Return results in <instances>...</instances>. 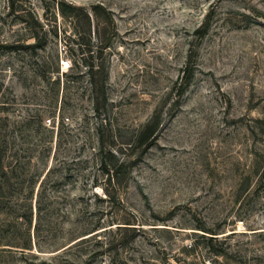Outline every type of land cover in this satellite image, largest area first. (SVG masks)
I'll use <instances>...</instances> for the list:
<instances>
[{
  "label": "rangeland",
  "instance_id": "374dc122",
  "mask_svg": "<svg viewBox=\"0 0 264 264\" xmlns=\"http://www.w3.org/2000/svg\"><path fill=\"white\" fill-rule=\"evenodd\" d=\"M199 228L264 264V0H0V264H202Z\"/></svg>",
  "mask_w": 264,
  "mask_h": 264
},
{
  "label": "trees",
  "instance_id": "16d2710c",
  "mask_svg": "<svg viewBox=\"0 0 264 264\" xmlns=\"http://www.w3.org/2000/svg\"><path fill=\"white\" fill-rule=\"evenodd\" d=\"M24 14H27L30 18H32V14L30 12V10H23ZM18 16V14H17ZM18 19L20 21H25L24 18L19 17ZM26 23V22H23ZM27 29L29 30V32H31V30L29 29V27H27ZM30 37L32 39H38L36 36L34 35H30ZM38 41V40H37ZM39 41L38 42H34L33 44H27V45H16V44H10V45H1V48L4 50H8V51H14L18 48H20L21 50H25V51H32L35 50L39 47ZM92 77V100L95 103L96 106H98V102L100 99H102L104 97V90H103V86L101 85V80H103V78L100 76L99 72H91ZM100 168L102 170L103 173H105L106 175H109L110 172L114 173H118V168L116 169L115 166L113 167V169L107 168L106 163L103 160H100ZM96 229L93 228L92 230H90V232H86V234L82 235H88L90 233H92L93 231H95ZM198 231H200L202 233L201 237L203 239H206L207 241V252L209 255V259L207 262H204L202 264H245L244 262V258L241 256L236 257V255L240 254L242 250H240L239 248H237V246H234L233 244L230 243L231 238L235 237L236 235H239L240 237H248L247 235H253V237H258V236H263L260 233H256L253 232L251 234H246V233H231V234H227L224 235L222 237H218L219 235H223V233H220L221 230L219 229H214V230H206L204 228H199L197 229ZM207 235L204 236V235ZM205 237V238H204ZM250 237V236H249ZM89 238V237H88ZM86 239V238H85ZM85 239H82L80 241H83ZM79 242V241H78ZM24 249H27L26 246H24ZM29 247V246H27ZM243 252V251H242ZM258 258L255 259H260V256H256Z\"/></svg>",
  "mask_w": 264,
  "mask_h": 264
}]
</instances>
